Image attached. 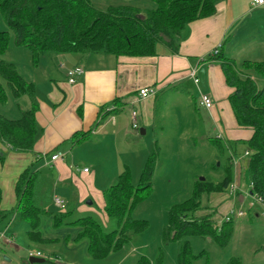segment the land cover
Instances as JSON below:
<instances>
[{
  "label": "trees",
  "instance_id": "obj_1",
  "mask_svg": "<svg viewBox=\"0 0 264 264\" xmlns=\"http://www.w3.org/2000/svg\"><path fill=\"white\" fill-rule=\"evenodd\" d=\"M155 8L142 11L131 5L109 6L101 9L94 0H0V20L5 30H0V55L7 52L10 33L15 44L31 52L32 62L37 66L44 55L78 54L86 60L94 54L119 57H156L160 47L171 54H179L183 32L196 21L210 18L217 12L220 0H150ZM222 48L207 60L219 64L226 85L233 90L229 103L240 128L252 131L248 140H222L209 138L223 162L213 164L211 170L220 176L217 181L206 178L195 181L191 196L172 205L168 211L167 223L163 229L165 244L183 243L178 255L179 264H195L207 254H194L189 239L192 237L210 239L221 250H226L235 234V218L230 221L214 219L217 214L198 216L203 208L204 197L223 194L234 182L236 162L240 168L239 145L248 152L244 174L250 180L248 189L264 202V86L257 84L254 75L264 81V61L245 60L241 64L225 55ZM3 80L7 88H4ZM11 96L18 100L24 96L30 99L31 107L21 112L18 119L7 117L0 110V142L19 153H32L33 165L25 170L16 184L17 204L9 212L1 208L0 217L19 215L30 225L28 239L33 244H46L54 240L44 239L40 231L41 218L48 214L56 228L79 227L75 244L87 243V252L92 259L104 260L111 254L122 251L133 244L151 227L149 221L135 219V209L142 204L153 190V176L160 157L158 140L142 169L138 187H135L129 167L119 175L117 182L104 191L105 208L113 229L105 231L95 215L78 217L75 209L66 212H49L52 198L41 203V187L44 185L43 171L36 170L38 156L34 153L39 127L36 116L40 106L36 97V85L25 79L14 63L0 59V105H5ZM156 96V104L159 96ZM120 108L119 99L103 107ZM110 111H106L109 113ZM87 134H75L71 142L81 141ZM81 137V139H79ZM246 155V154H245ZM0 160L3 158L0 157ZM252 185V188H251ZM236 194H240L237 191ZM51 199V200H50ZM44 204V205H43ZM208 262V258H206ZM68 264L58 260L45 264ZM23 264H30L25 262ZM137 264H166L161 252L154 262L142 256ZM208 264V263H206ZM228 264H242L240 258H232Z\"/></svg>",
  "mask_w": 264,
  "mask_h": 264
},
{
  "label": "crops",
  "instance_id": "obj_2",
  "mask_svg": "<svg viewBox=\"0 0 264 264\" xmlns=\"http://www.w3.org/2000/svg\"><path fill=\"white\" fill-rule=\"evenodd\" d=\"M229 42L231 48L227 46ZM223 44L225 55L249 46H257L264 51V6L252 8L251 0H220L214 16L191 23L183 32L179 54L176 55L160 47L156 57L116 58L113 55L94 54L82 60L78 54H54L44 55L40 59L39 64L34 66L37 72L33 71L27 79L36 85L40 106L36 116L39 134L34 149L39 160L35 169L54 170L56 180L52 201L62 194L67 206L60 212L75 209L78 214H88L94 211V202L98 201L104 210V191L117 182L119 175L129 165H117L109 175L104 176L95 165L92 171L87 167L79 168L81 163L74 165L76 158H99L101 148L105 146L113 147V154L117 158L120 143L128 145V142L138 138V133L145 136L149 129H155L156 96L162 93L161 96L167 98L172 90H182L189 82L194 83L191 78L193 70L199 79V83L194 84L196 87L203 84L204 93L214 102L213 109L206 110L220 133L221 137L218 138L230 141L251 138L252 131L240 128L236 123L229 103L233 90L226 85L219 64L207 60ZM75 67H82L84 74L72 84L68 71ZM144 88L155 91V96L140 99L139 92ZM116 99L120 100V108L115 107L109 113H106L109 108L103 111L105 105ZM198 99L193 100L196 112L203 108L198 105ZM16 101L18 110L15 116L18 117L13 119H18L23 110L31 107L27 96ZM135 110L138 130L132 127L131 114ZM181 123L179 116L178 131L183 129ZM161 129L163 133L165 130ZM75 134L87 136L83 139L80 137L81 141L71 142ZM89 145H94V151L90 153L87 150ZM57 154L63 157L52 161L51 158ZM0 157L3 158L0 162L1 208L9 212L17 204V181L33 165L34 155L15 152L0 142ZM240 158L244 161L241 155ZM86 169L88 172H85ZM243 170L239 166L235 168L233 182L240 188V194L236 196L241 201L244 191L248 190ZM87 200H92V205L86 204ZM235 202L237 205L238 202ZM6 232L1 234L0 241L8 244L6 241L10 239L15 243L16 238L7 236ZM13 244L8 245L14 247Z\"/></svg>",
  "mask_w": 264,
  "mask_h": 264
},
{
  "label": "rangeland",
  "instance_id": "obj_3",
  "mask_svg": "<svg viewBox=\"0 0 264 264\" xmlns=\"http://www.w3.org/2000/svg\"><path fill=\"white\" fill-rule=\"evenodd\" d=\"M94 3L101 9L116 5H131L142 11L155 8V4L150 0H94ZM0 30H5V25L1 20ZM9 40L7 52L0 55V59L14 63L23 77L29 79L33 71L37 72L34 69L31 52L15 44L13 33H10ZM229 44L230 42L227 43V46ZM231 46L228 47L231 48ZM226 55L234 57L238 64L245 60L264 61V51H260L257 46H249L241 51L227 52ZM253 75L259 87L262 88L264 86L263 79L256 74ZM1 81L4 88H7L6 83ZM204 92L206 91L203 89V84L196 87L191 81L183 86L182 90H172L167 98L159 96L158 101H160L156 104L155 129H149L145 136L138 133V138L128 142V145L120 143L117 146V152H120L117 154V158L113 154V147L105 146L101 148L102 154L99 158H76L75 160L74 165L81 163L79 165L81 169L87 167L92 171L93 166H97L104 176L109 175L115 166L126 163L133 172V184L138 187L142 169L153 151V143L156 140L159 141L161 153L153 176L152 194L135 209L133 214L135 219L150 222L151 227L145 234L122 251L113 253L104 260H95L89 256L86 242L74 243V239L80 232L79 227L56 228L52 216L45 214L41 218L40 231L44 239L54 240V242L37 245L29 241L27 232L30 225L23 221L19 215L16 217L12 215L6 219L0 217V236L7 231V236L16 238L14 247L6 244L4 240L0 241V264L28 262L29 254L32 251L40 252L41 258L46 261L58 260L68 264H137L142 256H146L151 262H154L162 252L166 264H179L178 255L183 243L165 244L163 242L162 233L167 223L168 211L172 205L183 202L191 196L193 185L197 179L211 178L217 181L220 175L212 171L211 167L213 164L218 165L223 162L217 150L210 145L208 140L221 137L214 127L212 118L205 108H200L197 112L194 110L193 100L198 99L201 94H206ZM16 102V99L9 93L7 103L0 105V110L9 118L18 117L15 116L18 110ZM126 111L124 114L127 113ZM179 116L183 127L181 131L177 130ZM161 128L165 130L163 133ZM222 137L225 138V136ZM93 149L94 145L87 147L89 153L94 151ZM245 150L244 145H239L238 153L244 159V161L242 158L240 159V164L243 167L247 160L244 154ZM74 165L73 167L76 169ZM238 166L237 164L236 168ZM53 171L51 168L43 170L42 178L45 182L41 187L43 196L41 203H44L48 197L52 198L56 180ZM245 181V186L249 189L251 182L248 177ZM229 192L228 189L223 194L204 197L203 208L198 216L211 214L215 211L217 214L214 219L219 221L217 223L220 225L223 216L227 213L232 210L236 213L241 211L244 214L243 217L234 216L235 234L232 243L226 250H221L212 244L210 239L190 238V246L194 254H207L195 264H228L232 258H240L242 264H264V203H258L252 197L244 195H242L244 198L242 202L238 199L239 196H236L237 194L232 196L229 195ZM60 195L62 196V194ZM61 196L59 198L63 199ZM232 198L238 202L237 205H235V201L233 203ZM86 204L92 205V200H87ZM48 206L49 212H59L63 208H67L66 202L62 208L57 207L53 201H50ZM100 206L99 201L94 202V211L88 214L79 213L78 217L95 215L104 230L111 231L113 227L110 220ZM206 258H208V262Z\"/></svg>",
  "mask_w": 264,
  "mask_h": 264
},
{
  "label": "built area",
  "instance_id": "obj_4",
  "mask_svg": "<svg viewBox=\"0 0 264 264\" xmlns=\"http://www.w3.org/2000/svg\"><path fill=\"white\" fill-rule=\"evenodd\" d=\"M251 5H252V8L263 7L264 6V0H251ZM217 53H218V50L214 51L211 55H216ZM83 74H84V70H83L82 67H75V68L69 70L68 71L69 82L72 83V84L75 83L76 82V78L79 77V76H82ZM191 78L193 79L195 84L199 83V79L196 77V71L195 70H193L191 72ZM155 94H156V92L153 91L152 89L144 88V89L140 90L139 97L142 100H146V99H148L150 97L155 96ZM198 105L200 107H203V108L207 109V110H211L214 107V102H213L212 98L209 95L201 94L199 99H198ZM112 110H115L114 106H112V107H110L108 109V111H112ZM131 118H132V127H133V129L138 130L139 129L138 115H137L136 111H132ZM248 154L249 153L246 152V156H248ZM62 157H63L62 154H57V155L53 156L51 158V160L52 161H56L58 159H61ZM237 164H238V162H236V166H237ZM85 172H88V170L86 169ZM251 188H252V185H251ZM239 189L240 188L238 187V185L232 184L229 187V190H230L229 195L235 196L237 191H239ZM244 196L252 197L258 203H264L259 197L252 195L248 190L244 191ZM53 202L59 208H62L63 206H65V202L62 199L58 198V197H54L53 198ZM243 215L244 214L241 211L236 213V212H234V210H232L231 212H229V213H227L225 215V218L223 220L228 222L234 216L243 217ZM6 242L8 244H13L14 243L13 240H10V239H7ZM29 257L41 258L42 254L40 252H33L32 251V252H30Z\"/></svg>",
  "mask_w": 264,
  "mask_h": 264
},
{
  "label": "water",
  "instance_id": "obj_5",
  "mask_svg": "<svg viewBox=\"0 0 264 264\" xmlns=\"http://www.w3.org/2000/svg\"><path fill=\"white\" fill-rule=\"evenodd\" d=\"M142 134H144L143 131H142ZM218 165H219V164H218ZM201 180L203 181L204 178H201ZM89 204H91V203L89 202ZM6 260L9 261V259H7V258H6ZM45 261H46V260H44L43 258L30 257L28 262H29L30 264H43V263H45Z\"/></svg>",
  "mask_w": 264,
  "mask_h": 264
}]
</instances>
